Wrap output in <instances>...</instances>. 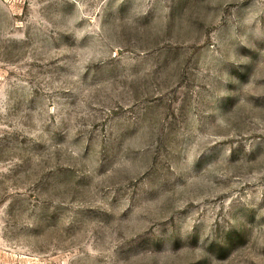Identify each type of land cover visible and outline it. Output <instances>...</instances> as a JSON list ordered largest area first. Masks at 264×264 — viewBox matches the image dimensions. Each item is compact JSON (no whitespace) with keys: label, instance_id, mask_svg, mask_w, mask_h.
<instances>
[{"label":"rangeland","instance_id":"rangeland-1","mask_svg":"<svg viewBox=\"0 0 264 264\" xmlns=\"http://www.w3.org/2000/svg\"><path fill=\"white\" fill-rule=\"evenodd\" d=\"M0 264H264V0H0Z\"/></svg>","mask_w":264,"mask_h":264}]
</instances>
